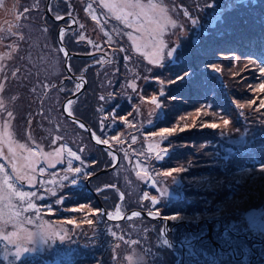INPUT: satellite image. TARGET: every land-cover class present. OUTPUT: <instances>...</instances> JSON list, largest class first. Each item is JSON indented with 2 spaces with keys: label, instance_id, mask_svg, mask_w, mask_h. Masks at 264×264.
Returning <instances> with one entry per match:
<instances>
[{
  "label": "rangeland",
  "instance_id": "1",
  "mask_svg": "<svg viewBox=\"0 0 264 264\" xmlns=\"http://www.w3.org/2000/svg\"><path fill=\"white\" fill-rule=\"evenodd\" d=\"M46 1L0 0V163L5 165L0 189H6L5 174L10 179L15 175L9 144L4 143L10 139L18 167L26 163L24 157L39 161L34 164L35 173L23 169L35 176L32 187L27 181L12 182L44 197H29L22 203L0 191V264H249L255 255L258 259L252 264H264V110L256 111L264 93L250 90L264 82L260 79L264 60L244 51L218 53L209 47L211 43L226 45L223 38L227 32H234L237 40L240 36L249 41L264 37V0L234 8L238 0H152L165 7L169 19L177 24L176 28L166 24L158 37L169 48L177 49L167 58L165 48L162 66L150 64L146 58L153 50L151 38L141 39L137 50L127 33L134 37L141 34L116 21L102 7L104 0H51L50 16L66 18L59 23L49 20ZM184 9L198 20L196 25L183 15ZM157 23L159 20L152 17L147 27L155 28ZM72 24L75 27H70ZM62 26H69L63 29V39L57 36ZM255 27L259 29L253 31ZM58 37L69 52L83 56L69 59L68 68L76 80L66 79ZM184 72L190 77L169 83ZM80 80L84 90L73 99L72 115L101 140L108 139L106 146L118 156L112 171L95 178L94 173L111 167L116 158L63 114V106H68L65 101L76 92ZM153 95L162 109L151 103ZM254 98L257 103L249 108L248 101ZM237 104L245 105L243 116ZM121 116L127 118V124ZM194 117L196 127H191ZM223 119L230 123L223 125ZM207 122L220 127H200ZM185 125L188 130L163 142L151 136L160 128ZM157 144L169 149L160 162L154 159ZM57 150L59 156L49 166L44 155ZM69 150L80 155L83 164L70 157ZM235 157L243 164L233 160ZM69 161L71 167L82 168L74 186L70 184L73 173L66 171ZM145 165L152 181L147 177L141 181L136 175L144 174ZM41 167L44 173L39 172ZM171 168L184 170L162 175ZM83 172L91 174L88 185ZM64 175L69 181H61ZM153 181L158 188L167 189L163 198L150 187ZM144 191L159 199L154 208L150 200L142 199ZM61 197L63 202L56 204ZM28 200L39 211L25 212ZM47 205L52 206V215L41 207ZM81 205L82 210L71 211ZM176 207L179 209H173ZM117 208L120 217H115ZM155 209L160 210L161 220L130 215ZM96 210L112 212L113 220L105 215L97 223V217L91 215ZM173 214L180 218L164 220ZM69 218L80 227L64 224ZM85 219H92L93 224L84 223ZM165 222L163 238L171 247L162 244ZM108 226L115 236L108 234ZM65 231L68 235L60 241L59 235ZM38 234L54 235L48 245H41ZM33 246L36 252L16 258L17 247Z\"/></svg>",
  "mask_w": 264,
  "mask_h": 264
},
{
  "label": "snow or ice",
  "instance_id": "2",
  "mask_svg": "<svg viewBox=\"0 0 264 264\" xmlns=\"http://www.w3.org/2000/svg\"><path fill=\"white\" fill-rule=\"evenodd\" d=\"M249 3H251L253 6L256 4V0H238L237 3H235L233 5V8L236 6H240V5H244V6H248ZM102 7L105 9H108L109 12L114 16L115 20L118 21L119 23L123 24L126 28H131L134 31L140 33V36H136L134 37L132 35V32L127 33L129 39L133 40V46L135 48H137V50L140 49L141 45L138 43L141 39H145L146 36L150 37L151 40L150 42L153 45V50L151 52V54L149 56H147L146 58L148 59V62L150 64H154L157 66H162V62L165 59V55H164V50L165 48H168L167 52H166V56L167 58H172L174 53L176 52V47H168L164 41L162 39H158V37L160 35L163 34L164 29H165V25L166 24H170L172 28H176L177 24L175 20L169 19L167 13H166V9L163 6H160L156 3H153L152 0H148L147 4H143L141 3V0H104ZM209 8L213 7V5L209 4L208 5ZM225 9L228 8V5L226 4ZM92 9V5L88 6V10L91 11ZM125 9H127L128 11H125ZM149 13H151V16L149 15ZM216 11L212 14L215 15ZM225 14V13H224ZM183 15L185 17H187L188 19L191 20V23L193 25H196L198 23L197 19L192 18L189 15V12L187 9L183 10ZM152 17H156L159 20V23H157L155 28H149L147 27L148 24L152 23ZM63 17L61 16H57L56 19H62ZM143 18V19H142ZM223 19V17L221 18ZM105 23H107V19H105L104 21ZM61 39H63L64 36V30L61 29ZM84 36L81 35L80 36V40H83ZM89 43H91V41H89ZM146 46V45H145ZM61 52H64L65 49L63 47L60 48ZM121 52H124L125 49L121 48L120 49ZM65 55L67 56V53H65ZM129 59V57L126 55L124 57V60L127 61ZM214 70L216 72L220 71L219 67H215L214 66ZM68 71L71 72V67L69 66ZM149 71H151V69H149ZM13 75H15V73H13ZM190 73L184 72L181 75H178L176 77L175 80L169 81V83H177V82H181L184 81L186 78L190 77ZM68 79H71V77L69 76ZM147 79V78H146ZM260 79L264 80V67L260 68ZM160 83H163V81H161ZM0 87H2V85H0ZM54 87V86H53ZM81 83H76L75 85V90L78 93L81 90ZM133 88H135V85H132ZM61 91H64L63 88L60 89ZM252 92H259V93H264V82L259 83L257 85V87L255 89H250ZM75 95V93H74ZM161 96L164 95L163 91H161L160 93ZM101 100L104 99L103 96L100 97ZM151 103L155 105L156 109H162V105L161 103L158 102V98L157 96L153 95L151 97ZM257 101L256 99H251L248 101L247 106L249 108H252L254 105H256ZM73 104V100L69 99L67 102V105L64 109V111H66L68 113L69 116H72V111L70 106ZM3 105L2 103H0V108H2ZM245 105L244 104H237V108L240 109V115L243 116ZM261 110H264V99H261L259 101V106L256 108L257 112H260ZM100 111H104L103 108L100 109ZM201 115V112L199 109L196 110V117H199ZM8 116L11 117L12 116V112H8ZM196 117L193 118V123L191 125V127H196ZM122 122H124L125 124L128 123L127 118L124 116H121L119 118ZM223 125L224 124H229L230 121L228 119H223L222 121ZM80 128L85 129L86 131H91L90 129H87L86 126L83 123H80ZM7 123H5L4 125V129H5V137L9 136V133L7 132ZM201 128H211V129H217L220 127V124L215 123V122H207V123H202L200 125ZM100 128L101 131H104L105 129V125L103 122H101L100 124ZM189 126L185 125L183 127H178V126H173V127H166V128H160L158 131L156 132H152L151 136L153 137H159L160 141L163 142L165 139H167L170 136L176 135L180 132H184L186 130H188ZM91 136L92 139L95 140L96 144H104V145H108L109 144V140L108 139H103L101 140L96 132L92 131L91 132ZM112 140L116 141L118 140V136H112L111 137ZM133 142H135L136 137L133 136L132 137ZM4 143H8L9 147H8V152L11 154V158H10V162L12 165V172L15 174L13 178L10 179V177L5 174L4 178H3V184L6 186V189H0V191L3 192V195L11 198V197H16L18 198V200L20 202H25L26 198L29 197H35L37 199H44V197L37 196V193L35 191H25L20 189L14 182H12V180H17V181H27L28 187H32L35 184V176L29 174V172L24 171L23 169H30V171L32 173L36 172V168L34 167L35 163H39L38 160L33 161L30 157H24V160L26 161V163L23 165V167H18L17 166V162H16V157L17 154L14 152L13 148L11 147V140L7 139L4 141ZM20 148H24L25 145L21 144L19 145ZM155 147L157 149H159L158 151L155 152L154 155V159L157 162L163 161L165 159V156L168 152V148H160V145L157 144L155 145ZM59 151L57 150V152L55 154L52 153H47L44 155V159L46 161H48L49 166H52V159L55 156H59ZM83 151V149L81 150ZM149 151H152V146H149ZM30 155H31V150H29ZM109 154L111 155V151L109 150ZM0 155H2V153H0ZM68 155L70 157H72L74 160L76 161H80L81 164H83V161L81 160V156L77 155L76 152L69 150L68 151ZM150 157H146V159H149ZM5 169V165L0 163V173H3ZM183 168H171L169 170L163 171L162 175L167 177V176H172L174 173L178 174L179 172L183 171ZM45 169L43 167L39 168V172L40 173H44ZM67 172L73 173V176L70 180V184L71 185H76L78 183L77 179H76V174H81L82 173V168L81 167H71V161H69V167L66 170ZM90 173L88 172H83V177L85 179L90 177ZM137 177L141 180L144 181L145 177H147V179L149 181H152V177L148 175L147 173V165H145L144 168V174L142 175L141 172H137L136 173ZM61 181H69V176L68 175H64L61 177ZM151 188L156 189L157 192H159V197L163 198L167 192V189L164 188H158L157 185L155 184V182L153 181L150 184ZM53 195H55V193H53ZM142 199L144 200H150L151 205L156 206L159 203V199L157 198V196L155 195H149L148 191H144L143 193V197ZM64 200V197H61V199H58L56 201V204H61ZM43 208H46L48 215H52L53 214V209L52 206L47 205V206H41ZM83 205H81L79 208H73L71 209V211H80L83 209ZM36 209L37 211H39V209L37 208V205L32 203L31 200H28L27 202V206L24 208L25 212H28L29 210H33ZM91 215H95L97 217L96 222L99 223L100 219L102 217H104L106 215L107 220L112 221L113 220V213L112 212H107L105 213L103 210H96L95 212L91 213ZM131 217L135 218V217H141L142 213L139 211H133L131 212ZM121 216V211L119 208L116 209L115 212V217H120ZM161 216L160 210L159 209H155V210H149L147 212V217L149 219H157ZM179 215L178 214H173L167 217H164L165 221H175L177 219H179ZM31 221H29L30 223ZM64 224L67 225H72L74 227H80L79 224H77V222L74 219H66L63 221ZM84 223H87L88 225H92L93 224V220L92 219H85ZM106 231L108 232V234L115 236V232L112 231L111 226H108L106 228ZM167 232V227H163L161 229V236H162V244L171 247V245L169 244L168 240L166 238H163L164 235ZM31 235V234H30ZM54 234H38V238H39V242L41 245H48L49 241L53 238ZM67 232L65 231V233L63 235H59V240L60 241H64L67 237ZM5 239H7V237H5ZM29 251L32 252H36L37 248L36 247H24V248H20L17 247V251L15 252L16 258L20 259L25 253H28Z\"/></svg>",
  "mask_w": 264,
  "mask_h": 264
},
{
  "label": "water",
  "instance_id": "3",
  "mask_svg": "<svg viewBox=\"0 0 264 264\" xmlns=\"http://www.w3.org/2000/svg\"><path fill=\"white\" fill-rule=\"evenodd\" d=\"M50 1H51V0H47V1H46V6H45V7H46L45 13L48 15L49 19L53 20L54 22H55V21H56V22H63L64 20H66V18H64V17H63L62 19L57 20V19H54V18H52V17L50 16V14L48 13V12H49V11H48V5H49ZM69 18H70V17H69ZM70 19L72 20V18H70ZM72 21H73V20H72ZM75 25H76V24H72L70 27H75ZM64 28H65V30H66V29L69 28V26H62V27H61V29H64ZM61 29L58 30V32H57V36L61 33V32H60ZM58 45H59L60 48L63 47V48L65 49V51L63 52V54H64V61H65V64H64V72H65V74H66V79H68V77L70 76L72 80H76V77H75L71 72L68 71V63H69V59H70V58H81V57H83V56H82V55H79V54H74V53L69 52V51L63 46V44L61 43L59 37H58ZM65 53H67V56L65 55ZM83 90H84V85H82L81 90H80L78 93L75 92V95L73 94V95H72L70 98H68L65 102L67 103L69 99L73 100L76 96H78L79 94H81V93L83 92ZM64 104H65V103H64ZM63 114H64V116H65L67 119L71 120L72 122H74V123H76V124H78V125H80V123H83V124L86 126L87 129H90V127H89L85 122H83L82 120H80V119L74 117L73 115H72V116H69L68 113H67L66 111H64V106H63ZM84 130H85V129H84ZM90 130H91V129H90ZM85 132L87 133L88 138H89L94 144H96L95 140H93V139H92V136H91V132H92V130H91V131H86V130H85ZM96 145L99 146V147H101V148H104V149L110 150L111 153L115 156L116 159H115V162L111 165V167H109V168H107V169H102V170H100V171L94 173L93 178H95V177L98 176V175H102V174H104V173H108V172L112 171V170L114 169L115 165H116L117 160H118V156H117V154L115 153V151H114L111 147L106 146V145H104V144H96ZM89 179H90V178L87 179V183H86V185H88V181H89ZM87 188H88V187H87ZM141 213H142V216H145L146 218H148V217H147V214H146L145 212H141ZM148 219H149V218H148ZM154 220H161V219H160V218H157V219H154ZM165 226L167 227V223H166V222H165L164 227H165Z\"/></svg>",
  "mask_w": 264,
  "mask_h": 264
},
{
  "label": "trees",
  "instance_id": "4",
  "mask_svg": "<svg viewBox=\"0 0 264 264\" xmlns=\"http://www.w3.org/2000/svg\"><path fill=\"white\" fill-rule=\"evenodd\" d=\"M259 22H263V21H259ZM257 29H259V28L255 27L253 29V31H255ZM234 34H235L234 32H227L226 33V35L223 38V40H224L223 44H226V45H222V43H220V44L211 43V44H209V47L213 48L214 50H218V53H222V51H225V52L226 51H232L233 53L244 51L247 54L251 55V57H253V58H255V56H257V57L264 60V37L263 36L260 35L258 37H255L254 39H250V41H249L248 38H245L242 36H240L241 38L239 40H237L236 39L237 36L234 37L235 36ZM219 55H221V54H219ZM182 90H184V89H182ZM66 155L67 154H65V156ZM233 160L241 162V160L237 157H235ZM240 164H243V162H241ZM240 164L235 162V167L236 168L239 167ZM177 208L178 207L173 208V209H177ZM176 248H178V247H176ZM180 250L182 253L183 250L182 249H180Z\"/></svg>",
  "mask_w": 264,
  "mask_h": 264
},
{
  "label": "flooded vegetation",
  "instance_id": "5",
  "mask_svg": "<svg viewBox=\"0 0 264 264\" xmlns=\"http://www.w3.org/2000/svg\"><path fill=\"white\" fill-rule=\"evenodd\" d=\"M51 20V19H50ZM53 21V20H52ZM54 22V21H53ZM55 23H59V22H56L55 21ZM258 259V257H257V255H255V257H253L252 259H251V261H250V263L249 264H252V262L255 260H257Z\"/></svg>",
  "mask_w": 264,
  "mask_h": 264
},
{
  "label": "bare ground",
  "instance_id": "6",
  "mask_svg": "<svg viewBox=\"0 0 264 264\" xmlns=\"http://www.w3.org/2000/svg\"><path fill=\"white\" fill-rule=\"evenodd\" d=\"M80 83L82 84V80H80Z\"/></svg>",
  "mask_w": 264,
  "mask_h": 264
}]
</instances>
